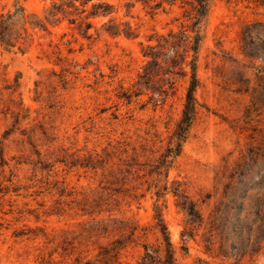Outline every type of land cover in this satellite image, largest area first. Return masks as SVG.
<instances>
[{"label":"rangeland","instance_id":"374dc122","mask_svg":"<svg viewBox=\"0 0 264 264\" xmlns=\"http://www.w3.org/2000/svg\"><path fill=\"white\" fill-rule=\"evenodd\" d=\"M52 1L0 0V14L22 8L41 17ZM110 3L113 17L141 23L136 39H87L62 21L49 32L29 29L12 48L0 43V264H137L144 246L161 239L155 205L176 264H264V242L255 254L229 248L243 186L264 164V28L250 47L242 41L247 26L264 24V0H209L197 115L164 166L188 78L175 76L174 89L154 103L160 82L136 87L142 45L153 44L152 33L177 31L190 8L176 0L151 18L137 4L125 17L118 0ZM174 181L203 218L191 237L182 236ZM256 192L242 217L250 218ZM222 218L223 248L215 229Z\"/></svg>","mask_w":264,"mask_h":264},{"label":"trees","instance_id":"16d2710c","mask_svg":"<svg viewBox=\"0 0 264 264\" xmlns=\"http://www.w3.org/2000/svg\"><path fill=\"white\" fill-rule=\"evenodd\" d=\"M176 0H118L119 4L125 9L127 17L129 10L139 4L145 13L151 18L162 10L163 5L173 3ZM182 5L189 6L190 10L185 11V21L180 23L177 31L170 30L165 34L152 33L147 41L153 44L143 46V57L146 58L145 64L141 67L138 75L136 87L150 89L149 82L156 79L161 87L155 93H151V100L155 103L152 96L166 98L169 91L174 89V77L188 78V86L183 96L181 116L178 120L173 136L171 137L167 156H162L161 166H164L166 159L172 154L177 156L180 152L182 142L187 138L189 129L195 121L197 115V100L195 92L199 85L196 74L197 53L201 43L200 24L208 14L209 0H180ZM115 6L110 0H58L52 1L43 10L41 17L25 14L22 8L13 13L7 12L0 14V43L5 48H12L16 43L26 42L29 36L28 30L48 31V26H56L62 21L75 28L84 38L90 39L92 36L99 37L106 35L111 38L123 37L127 40H134L139 35L141 23H130L118 17H113ZM99 27L92 25V20H104ZM257 28H264V24L256 23L245 28L242 41L245 46L253 44L252 33ZM93 30V34L89 31ZM258 31V30H257ZM256 36L260 35L257 32ZM264 35V30L261 32ZM188 68L189 72L184 71ZM161 99V98H160ZM250 161L256 163V156L250 152ZM246 171V170H245ZM259 178L244 184L241 201L236 207L233 230L237 244L230 243L229 248L232 252L245 254L250 252L257 253L264 242V164L257 171ZM242 182V179H240ZM174 188L171 193L175 197L174 205L184 216L185 230L182 236H192L196 226L200 227L203 218L197 202L192 201L183 190H180V183H171ZM163 191H167L164 188ZM250 191H257L251 210L247 216L242 217L243 201L248 197ZM157 198L162 194L157 191ZM154 219L157 221L156 227L159 229L161 239L155 246H144V252L137 264H176L174 251L170 243L165 224L162 220L161 209L158 205L154 206ZM227 218H222L216 226L217 235L220 238V247L223 248L228 242V235H225Z\"/></svg>","mask_w":264,"mask_h":264}]
</instances>
